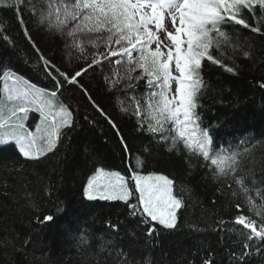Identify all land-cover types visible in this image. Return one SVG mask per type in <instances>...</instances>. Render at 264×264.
<instances>
[{
  "label": "snow or ice",
  "instance_id": "obj_1",
  "mask_svg": "<svg viewBox=\"0 0 264 264\" xmlns=\"http://www.w3.org/2000/svg\"><path fill=\"white\" fill-rule=\"evenodd\" d=\"M0 10L14 13L17 35L49 82H33L0 57V208L5 217L11 210L30 215L27 235L0 224V248L23 251L35 226L55 220L51 213L31 216L42 205L29 188L45 178L33 181L29 173L58 158L83 119L106 125L129 160L123 172L113 170L93 145L80 146L90 164L82 198L122 205L125 217L104 220L100 230L95 223L77 229L75 243L91 249L93 264H161L181 210L200 203L184 195L192 188L175 176L147 170L160 148L178 157L189 177L199 174L213 185L212 205L235 210L214 220L219 248L197 241L174 264H264V142L243 134L221 138L222 125L205 124L203 117L212 91L206 70L214 65L238 75L236 55L250 59L254 47L239 33L264 36V0H0ZM9 30L10 21L0 17V41L16 49ZM38 36L55 45L52 57ZM86 76L97 79L108 104L84 83ZM258 86L264 89V78ZM125 127L136 134L138 148ZM13 185L24 192L13 194ZM57 191L48 177L44 195L51 200ZM56 210H63L59 202Z\"/></svg>",
  "mask_w": 264,
  "mask_h": 264
},
{
  "label": "trees",
  "instance_id": "obj_2",
  "mask_svg": "<svg viewBox=\"0 0 264 264\" xmlns=\"http://www.w3.org/2000/svg\"><path fill=\"white\" fill-rule=\"evenodd\" d=\"M0 17L10 21L9 34L17 40L16 49L6 48L3 41H0V57L10 58L19 72L33 82L41 86L48 85V80L35 66L34 54L30 47L17 35L14 13L0 10ZM239 35L242 40L254 41L251 58L245 59L240 54L236 55V64L239 66L238 75L227 73L214 65L208 67L206 77L210 79L212 91L205 100L203 117L205 124L222 125L217 129L221 138L232 140L243 134L264 142V89L258 86L264 78V36L251 33L249 30H243ZM37 40L45 53L52 57L55 45L40 36ZM55 58L59 59L58 53ZM28 59H33V62L26 63ZM226 63L231 66L230 61ZM84 83L91 87L97 99L105 104L109 103L105 94L98 90L96 78L86 76ZM214 97L218 98L217 102H213ZM77 98H79L78 94ZM221 100L222 103L219 102ZM109 111L116 112L117 120H121L117 109L110 107ZM80 115L83 117L84 112L81 111ZM123 119L126 121L127 117ZM80 124L82 127H77L71 138L65 141L58 158L49 161L38 171L29 173V178L33 181H37L38 177L45 178L29 188L33 198L42 205V211L31 213V216L51 213L56 217L55 220L49 224L35 226L32 231V243L23 251L14 252L11 248H0V264H93L91 249L80 247L75 243L77 229L85 224L95 223V228L100 230L103 229V221L106 219L111 218L114 222L117 218L125 220L122 205H111L102 201L88 202L82 198L81 186L85 180V173L90 168V164L81 154L82 144L87 142L93 145L100 158L113 170L123 172L129 160L126 154H122L106 125L101 123L92 127L83 119L80 120ZM124 131L129 137L130 145L138 148L140 142L134 139L136 134L129 127H125ZM60 161L64 162L60 163ZM132 163H135L134 159ZM147 170L175 176L178 183L192 188L191 193L184 195L186 197L191 195L193 200L200 202L195 207H189L187 212L181 210L179 231L175 233L174 238L164 241L163 247L168 255L163 257L161 264H174L185 249L197 241L206 240L212 246L219 248L217 234L212 230L214 220L219 216L230 218L235 210L227 207L221 209L212 205L213 185H206L199 174L189 177L185 172L184 163L178 157L164 152L163 148L157 149L150 157ZM48 177H51L58 190L51 200L44 195ZM10 191L15 195H21L24 189L13 185ZM4 199L0 197V202ZM8 202L11 204L10 199ZM58 202L63 209L61 212L56 210ZM5 212L4 208H0V224H5L27 235L29 213L25 212L21 217L20 213L11 210L5 217ZM196 227H199L201 231H193Z\"/></svg>",
  "mask_w": 264,
  "mask_h": 264
},
{
  "label": "rangeland",
  "instance_id": "obj_3",
  "mask_svg": "<svg viewBox=\"0 0 264 264\" xmlns=\"http://www.w3.org/2000/svg\"><path fill=\"white\" fill-rule=\"evenodd\" d=\"M162 35H163V34H162ZM33 115H37V114L34 113Z\"/></svg>",
  "mask_w": 264,
  "mask_h": 264
}]
</instances>
